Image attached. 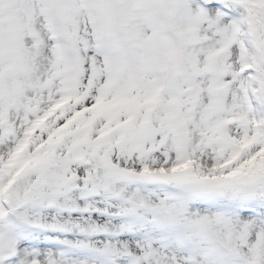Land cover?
I'll return each mask as SVG.
<instances>
[{
    "label": "snow or ice",
    "instance_id": "6c2138e0",
    "mask_svg": "<svg viewBox=\"0 0 264 264\" xmlns=\"http://www.w3.org/2000/svg\"><path fill=\"white\" fill-rule=\"evenodd\" d=\"M0 264H264V0H0Z\"/></svg>",
    "mask_w": 264,
    "mask_h": 264
}]
</instances>
